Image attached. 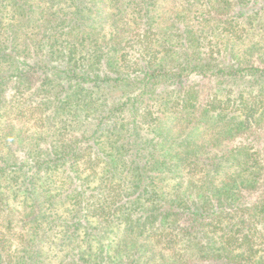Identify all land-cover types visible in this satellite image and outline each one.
<instances>
[{"label":"trees","instance_id":"trees-1","mask_svg":"<svg viewBox=\"0 0 264 264\" xmlns=\"http://www.w3.org/2000/svg\"><path fill=\"white\" fill-rule=\"evenodd\" d=\"M263 23L0 0V264H264Z\"/></svg>","mask_w":264,"mask_h":264},{"label":"rangeland","instance_id":"rangeland-1","mask_svg":"<svg viewBox=\"0 0 264 264\" xmlns=\"http://www.w3.org/2000/svg\"><path fill=\"white\" fill-rule=\"evenodd\" d=\"M263 26L260 28V30L262 31V32H264V23L262 24ZM263 130H264V128H263ZM263 130H260V128L259 127H257L256 129H254V131H253V129H250L249 130V137L252 135V134H255V136H256V138H262V142H263V144H264V131ZM260 136H262V137H260ZM240 137H242V136H240ZM248 137V138H249Z\"/></svg>","mask_w":264,"mask_h":264}]
</instances>
